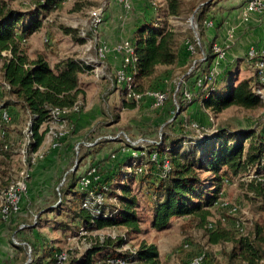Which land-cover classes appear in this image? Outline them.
<instances>
[{"label":"rangeland","instance_id":"obj_1","mask_svg":"<svg viewBox=\"0 0 264 264\" xmlns=\"http://www.w3.org/2000/svg\"><path fill=\"white\" fill-rule=\"evenodd\" d=\"M219 1L221 0H182L183 13L181 18L176 19L167 16L166 4L163 0H159L157 11H155L157 15H154L153 19L159 18L160 24L175 29L178 44L183 45L188 40L194 43L195 32H197L203 47L206 48L207 29L200 25L195 31L190 23L191 18L194 17L193 8L201 9L211 4L208 11L211 19L214 20L216 16H222V9L217 5ZM144 2V5L149 6V0H144ZM35 3V0H11L12 7L19 10L34 8ZM102 6L105 7L103 23L112 19L113 12H116L117 17L121 14L122 7L114 1L65 0L47 14L42 29L34 37L35 41L28 42L27 47L31 57L38 53L44 54L52 66L56 65L61 58L73 57L81 60L95 57L97 47L86 51L87 44L78 43L71 36L65 35L62 28H73L78 32V28L88 20L91 13ZM136 15L138 13L134 8L131 17ZM257 15H259L258 24L262 25L259 29L256 28L259 32L252 33L253 35L249 39L241 38L239 43L235 41V45L231 47L224 46L226 55L223 59H215L211 65L200 62L201 50L196 47V53L190 54L192 57L190 64L183 61L174 67L160 68L158 72H161L162 77L170 76L167 84L169 100L162 107H152L150 102L146 101L136 106L135 109H128L125 106L130 103L123 100L121 93L117 92L115 85L112 86L107 76L98 81L87 74L89 79H86L84 83L87 92L79 115V119L82 120L69 126L66 137L60 141L57 160L51 156L50 139L46 140L47 142L40 150V154L36 156L35 162L29 166L30 177L27 182V190L22 194L18 209L8 217L6 222L0 219V264L32 263L33 254H30L29 249L18 248L21 245L24 247L25 241L30 242L37 249L43 250L40 255L50 247L60 249L68 257L62 264H75L74 261L82 258L88 247L97 239L101 237L103 240L110 237L114 239L122 236L127 238L121 251L123 254H130L131 250L137 249L138 245L145 240L158 246L160 255L162 254L163 257L161 260L163 264H186L191 255L204 252L207 253V256L209 254L207 258L210 263L212 262L211 264H231L226 258L228 252L231 251V243L211 244L210 233L197 219H174L172 227L161 232L154 231L149 223L142 224L143 233L131 236L132 239L128 238L124 228L87 230V234H82L81 226L73 223L72 219L74 210H78L80 206V201L73 193H70V189L64 193L60 191L67 187L71 173H75L78 178L91 165L102 170L113 163V156H117L121 150L127 148L119 142H107L106 140L91 148L82 144V142H94L98 137L122 131L131 139L158 142L162 140V144L165 142L169 144L173 139H180L183 136L194 140L200 138V134L198 135L196 130L189 127L192 123H197L204 133L202 135L204 140L196 143L201 147L203 143L210 142L220 128L233 131L254 128L258 132H262L264 130V105L253 110L234 106L222 113H216L212 109L202 106L203 90L199 91L197 97L199 103L193 110L188 111V108H182L178 112L173 101V88L176 89L182 82L195 59L197 63L191 73L190 82H188L190 88L195 86L198 79L204 80V76L213 69L222 75L226 68H231L233 73L228 83L236 84L241 80H251L257 85L259 88L257 92L264 99V66H261L264 59L252 61L247 59L249 48H264V13H257ZM121 24L124 23L121 21ZM77 36L81 38L79 32ZM88 37L91 39L93 34L89 32ZM47 39L49 42H45ZM209 46L208 48H210ZM109 71L113 76V70ZM223 85L221 83L222 87ZM221 86L218 89L222 88ZM178 100L180 103L179 97ZM13 114L11 113L12 118ZM27 128L26 118H13L9 125L3 124L0 119V144L2 132L5 130L9 133L8 139L12 144V149L6 153L1 151L0 145V191L15 182L24 168L18 144L23 141ZM78 143H81L79 154L75 149ZM150 148L148 147L146 150L149 149L150 152ZM8 153L10 154L7 155ZM145 153L143 155H146ZM209 175L208 172H204L202 177L207 178ZM259 184L264 187V175L259 174L256 167L234 178L229 184L225 183L222 190L224 196L220 203L225 202L229 204V207L224 208L216 205L211 210L212 217L209 220L215 222L219 229H226L234 234L237 233L235 221L240 220L248 235L253 236L256 227L259 226L263 230L264 236V198L257 196L252 190V186L255 188ZM134 187L139 194V210L143 218L149 219L153 202L148 190H152L155 186L149 182L143 185L142 182L137 181ZM77 190L78 187L74 191L77 192ZM117 192L118 195L121 194L120 191ZM231 206L238 209L237 213L229 212ZM185 243H190L192 246L189 253L181 250ZM236 264L239 263L236 262ZM260 264H264V260Z\"/></svg>","mask_w":264,"mask_h":264},{"label":"trees","instance_id":"obj_2","mask_svg":"<svg viewBox=\"0 0 264 264\" xmlns=\"http://www.w3.org/2000/svg\"><path fill=\"white\" fill-rule=\"evenodd\" d=\"M64 1L35 0L34 8L19 10L12 7L11 0H0V72L2 80L11 87L7 93H0V102L4 103V108L12 106L14 110L21 111L27 119V124L31 120L30 129L34 136L32 152L39 151L45 142L52 109L59 107L71 110L86 94L80 77L90 71V67L73 57L64 58L52 67L44 54L38 53L31 57L27 47L30 37L42 29L47 14ZM164 1L167 16L181 18L182 0ZM210 5L201 9L193 8L198 28L200 25L203 26L206 19L212 18L208 11ZM158 21L160 19H145L136 27L132 40L138 56L135 82L137 93L149 89L166 91L168 89L166 82L170 76L162 77L158 70L174 67L183 61L190 64L192 59L187 50V42L192 41L188 40L183 45L178 44L176 30ZM62 29L65 35L71 36L76 42L86 43L85 39L77 36L76 29L64 27ZM206 46V63L211 65L216 54L212 50V44ZM3 52H8L9 55L4 57ZM232 73L231 68H226L222 75L219 74V78L211 85L208 96L207 92L202 93V106L216 113H222L234 106L247 110L262 107L264 99L257 92L259 90L257 85L251 80L230 84L228 81ZM221 83L224 84L223 87ZM219 86L222 88L218 89ZM196 102L199 103L195 100L194 103ZM125 107L135 109L136 105L130 103ZM14 110L9 111L12 113ZM80 113L72 112L68 115L70 125H75ZM8 137L9 133L5 130V136L0 144L4 153L12 149ZM154 150L161 156L164 152L168 154L171 172L167 179L158 176L159 170L156 167L153 168L157 172L155 174L137 172L129 174L125 167L134 161L144 163L147 155L139 154L134 159L131 152L123 153L122 150L118 153L119 156L112 158L113 163L108 167L100 170L101 168L96 166L101 176L100 186L106 185L109 188L107 198L118 199L117 206L107 204L101 214H92L81 207L84 194L78 190L74 191L79 178L75 173H71L67 187L60 192L64 193L70 189V193L80 201L78 210L73 212V223L85 226L89 231L124 228L130 239L131 236L143 233L142 224L149 223L154 231L161 232L170 229L174 219H197L206 229L212 217L211 210L221 199L220 193L226 180L232 182L234 178L247 173L253 167L257 168L259 174L264 175V130L258 132L254 128H246L233 131L220 128L210 142L203 143L201 147L194 139L183 136L180 139H173L169 144L165 142L158 147L150 148V152ZM137 151L146 152L143 148ZM204 172L210 175L203 178ZM137 181L143 185L149 182L155 186L148 190L153 202L149 219L143 218L139 210V194L134 187ZM252 190L257 196L264 198L262 184L255 188L252 186ZM117 191L121 194L118 195ZM236 232L234 234L226 229H219L216 224L215 231L210 233V243L213 245L231 243V251L226 255L231 264L236 262L260 264L264 260L263 230L257 226L255 234L246 237L241 236L237 230ZM185 244H188L189 248L186 249ZM185 244L181 250L189 253L192 246L190 243ZM123 245L122 238L97 239L88 247L82 258L75 260L74 263L116 264L113 262L124 259L129 263L162 264L159 248L155 243L143 240L138 245L135 255L123 254L121 252ZM23 246L18 248H28L30 254L34 256L31 257L33 260L30 264H62L56 257L57 254L64 252L60 249L50 247L40 255L43 250L37 249L30 242L25 241ZM200 254L191 255L186 264ZM208 256L205 253L203 264L212 263L208 261Z\"/></svg>","mask_w":264,"mask_h":264},{"label":"built area","instance_id":"obj_3","mask_svg":"<svg viewBox=\"0 0 264 264\" xmlns=\"http://www.w3.org/2000/svg\"><path fill=\"white\" fill-rule=\"evenodd\" d=\"M115 3L119 4L125 15H127L132 10V2L131 0H112ZM149 3L152 8L157 9L159 0H149ZM264 13V0H247L245 6L242 9L243 20L248 21L251 14ZM105 14V7L102 6L97 10L93 11L89 16L88 20L82 24L78 28V32L81 38L86 40V51H90L92 47H97L96 56L93 58H84L80 61L87 67H90V71L85 74H90L96 80H101L104 77H108L112 86H116L117 92L121 93L123 100L135 104L138 106L141 103L149 101L152 107L159 108L166 104L169 100L168 89L166 91L159 90H146L142 93H137L135 91V82H136V64L138 62V56L135 52V46L131 39H124L119 43L115 44V46L110 47L107 43L101 40L100 38V26L103 24V17ZM190 23L193 29L196 31L198 29V24L195 22L194 17L191 18ZM203 26L206 29H211L214 27V22L212 19H206L203 22ZM89 32L93 34V37L89 39ZM195 42H187V50L190 54L196 53V47H199L201 50L200 62L206 63V48L203 47L201 39L197 32H195L194 36ZM26 42V40H24ZM45 42H49V40H45ZM227 48V47H226ZM212 50L216 54L215 59H223L226 55V50L224 46L219 43L212 44ZM114 51L116 54L121 56V64L120 66L110 74V68L107 63L108 54ZM2 55L4 57L8 56V52H3ZM213 60V62L215 61ZM247 59L249 60H263L264 59V48L251 47L247 51ZM193 66L189 69L187 74L183 77L182 82L175 88H173V101L177 108V111H181L182 108H188L192 105L195 100H197L198 92L203 90L204 93L210 91L211 85H213L216 80L219 78V72L216 70H212L204 76V80L201 78L197 80L194 87L190 88L188 82H190L191 73L197 63L195 59L192 61ZM213 64V63H212ZM261 66H264V63H261ZM189 79V81H188ZM168 84V81L166 82ZM182 87H181V86ZM182 88V89H181ZM11 89L10 85L1 80L0 81V93H7ZM212 90V89H211ZM180 98V103L178 100ZM83 101H78L74 108H59L56 107L51 111V118L48 122V131L45 137V142L47 139H50V147L52 150L59 149L60 141L63 140L69 130L70 122L68 119V115L72 112L80 113L83 108ZM0 119L3 124L9 125L12 122V116L10 114L9 109L4 108L3 103H0ZM31 120L28 121L27 130L25 131L24 139L22 142L18 144L20 148V155L23 163V170L20 173L19 178L9 184L5 189L0 191V219L4 222L7 221L8 217L11 216L14 211H16L21 203L22 194L27 190V182L30 177V169L31 163L35 162L36 156L40 154L39 149L37 152H32V144L34 142L33 131L30 129ZM186 124V121L184 120ZM184 125V124H183ZM193 130H196L200 138L195 139L196 143H200L204 140L203 131H201V127L197 123H192L190 126ZM5 136V131L2 132V138ZM106 140L107 142H121L123 147H127L122 152L128 153L131 152L133 158L135 159L139 154H144V152H139L137 149L143 148L146 151V160L144 163H137L134 161L131 165L125 167V169L131 173H145V174H155L153 170L156 167L159 172L157 173L161 179H167L171 172L170 160L167 152L161 156L158 151L154 150L148 152L146 150L148 147L154 148L158 147L162 144V140L154 141V140H146V139H131L125 132L119 131L115 134H109L105 137H98L94 142L86 143L82 142L83 145L88 148L93 147L95 144L100 143L101 141ZM81 143L76 145V152L79 154ZM8 145L6 146V148ZM41 157V155H40ZM116 156H113V159ZM31 159V162H30ZM30 163V164H29ZM152 168V169H151ZM78 180V191L84 194V198L81 202V207L92 214H101L105 209L107 204H113L115 206L118 205V199L115 198H107V193L109 192V188L106 185L100 186L101 176L99 174L98 168L94 165L89 166L86 171L79 175ZM124 182V181H123ZM225 183H230L228 180ZM221 199L216 205H220L221 207L228 208L229 204L222 202V197L224 196V192L220 193ZM238 209L235 207H230L229 212L231 214L237 213ZM107 213V211H105ZM111 216V215H110ZM216 229V223L212 221H208L206 225V230L209 233L214 232ZM235 229L238 233L243 236H249L245 230L243 223L240 220L235 221ZM87 230L85 226L80 227V231L82 234H87ZM111 238V237H110ZM122 238L124 244L127 242L126 236L119 237ZM103 240V238H100ZM113 239V238H111ZM117 239V238H114ZM185 248H189L188 244H185ZM136 249L131 250V255H135ZM57 259L59 263H63L68 259L67 255L64 252L57 254ZM205 258V253H201L200 255L194 257L188 264H203ZM116 264H131L124 259H118Z\"/></svg>","mask_w":264,"mask_h":264},{"label":"crops","instance_id":"obj_4","mask_svg":"<svg viewBox=\"0 0 264 264\" xmlns=\"http://www.w3.org/2000/svg\"><path fill=\"white\" fill-rule=\"evenodd\" d=\"M109 1L112 2V0H109ZM131 2H132V10L127 15H125V13L123 12V9L121 10V14L118 17L116 16V12H113L114 16L112 17V19L110 21L104 22L100 26V38L102 41L107 43L110 47L115 46V44L119 43L120 41L124 39L133 40L136 27L140 25V23H142L145 19H151V18L153 19L154 15H157V13L155 12L157 10L152 8L150 4L149 6L144 5L145 4L144 0H131ZM246 2L247 0H221L218 2L217 5L222 9L221 11L222 16H216L214 20L212 19L214 22V27L211 29H207V34L205 36L207 37L208 42H206V44L219 43L222 46L231 47L232 45H235L234 44L235 41L239 43L241 41V38L249 39L250 36H252L254 33L258 31L256 28L259 29L260 27H262L261 24H258L259 15L257 14H251L248 21L243 20V17H242L243 14L241 13V11H242V6L245 5ZM134 8H136V12L138 13V15L134 16L133 17L134 19H133L131 15L134 12ZM107 15H108V12H107ZM129 18L130 20H128ZM121 21L124 24H121ZM35 36L36 34L30 37L28 42L31 43L35 41L34 39ZM230 61L232 62V60ZM107 63L109 65L110 70L115 71L121 64V56L119 54H116L114 51H111L108 54ZM80 79H81V82L85 83V80L89 78L87 77V74H82ZM84 87H85V93H86L87 92L86 86ZM97 87L98 86L96 85V88ZM85 97H86V94H85ZM85 97L82 98V101L85 100ZM197 105L198 103L196 102L192 104L190 107H188L187 110L188 111H190L191 109L193 110L195 107H197ZM7 109L14 110L12 106L7 107ZM14 111L15 112H12V114L14 113L13 114L14 119L16 118L20 119L21 117L23 119L26 118L25 115L21 111L19 110H14ZM93 115L96 116V114L94 113ZM81 120L82 119H79L78 122H80ZM119 143L122 144L121 142ZM58 153H59V149L51 150V156L53 157V159L55 160L58 159V156H57ZM162 258L163 257L161 256V260Z\"/></svg>","mask_w":264,"mask_h":264}]
</instances>
